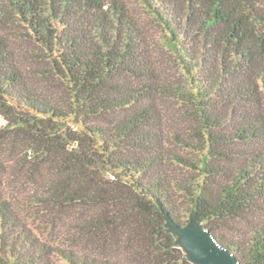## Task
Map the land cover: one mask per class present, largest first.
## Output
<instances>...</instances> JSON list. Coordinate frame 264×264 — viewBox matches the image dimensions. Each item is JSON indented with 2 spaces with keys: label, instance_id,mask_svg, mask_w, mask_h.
Here are the masks:
<instances>
[{
  "label": "trees",
  "instance_id": "obj_1",
  "mask_svg": "<svg viewBox=\"0 0 264 264\" xmlns=\"http://www.w3.org/2000/svg\"><path fill=\"white\" fill-rule=\"evenodd\" d=\"M138 2L0 0V264H264V0Z\"/></svg>",
  "mask_w": 264,
  "mask_h": 264
},
{
  "label": "water",
  "instance_id": "obj_2",
  "mask_svg": "<svg viewBox=\"0 0 264 264\" xmlns=\"http://www.w3.org/2000/svg\"><path fill=\"white\" fill-rule=\"evenodd\" d=\"M186 226L178 228V232L195 247L197 255L204 264H241L236 255L220 244L208 229L197 231L188 229Z\"/></svg>",
  "mask_w": 264,
  "mask_h": 264
},
{
  "label": "rangeland",
  "instance_id": "obj_3",
  "mask_svg": "<svg viewBox=\"0 0 264 264\" xmlns=\"http://www.w3.org/2000/svg\"><path fill=\"white\" fill-rule=\"evenodd\" d=\"M126 1H128L131 4V6H133L134 9L138 11V14H140L141 17H143L148 22L147 24L150 27V32L153 34V38L156 43L155 47L158 50L161 47V44L163 43L162 38L160 37L161 36L160 30L151 22L150 16L147 13L143 12V9L142 7H140L138 0H126ZM156 55L160 56L161 54H157L156 52ZM176 119H177L176 114H173V116L171 117V121H169V123L173 122V120H176ZM6 123H7L6 120L0 114V128L4 127ZM186 228L197 230V231L205 229L203 228V225L201 223L194 222L192 220H190L187 223ZM180 240L182 242V248L184 252L188 254V256L196 264H204L201 258L197 255L195 247L189 242V240L183 235L180 236Z\"/></svg>",
  "mask_w": 264,
  "mask_h": 264
}]
</instances>
